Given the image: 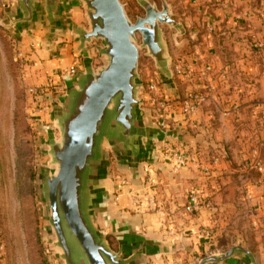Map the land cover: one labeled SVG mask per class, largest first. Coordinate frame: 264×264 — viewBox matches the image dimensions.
<instances>
[{
    "label": "rangeland",
    "instance_id": "rangeland-1",
    "mask_svg": "<svg viewBox=\"0 0 264 264\" xmlns=\"http://www.w3.org/2000/svg\"><path fill=\"white\" fill-rule=\"evenodd\" d=\"M77 1L86 21L82 25L86 26L85 12ZM119 1L132 22L144 16L138 0ZM147 1L161 7V0ZM165 1L173 19L185 30L175 41V29L161 26L172 81L161 79L153 59L145 49H139L137 73L142 87L138 98L154 122L152 114L158 104L151 108L145 105L143 89L151 80L157 82L159 91L167 96L165 108L173 115L166 129L154 123L162 131H174V135L157 147L154 160L141 165L136 181L119 172L128 183L118 191L119 201L113 198V203H121V195L129 192L136 205L145 204L147 212L159 215L166 241L179 249L171 264H198L202 258L236 245L250 251L257 264H264V54L259 51L256 70H252L258 81L214 84L199 80L201 64L188 61L192 42L201 45L207 32L219 52L222 34L215 28L224 19L216 9L223 4L235 7L240 0ZM242 1L245 7L228 26H239L242 19L244 28L256 18L263 30H257L259 35L253 37L263 49L264 0ZM14 5L15 0H0V264H61L53 248L55 237L42 194L45 175L55 173L48 137L58 140L60 135L50 118L45 124L30 122L27 89L37 86L28 80L32 60L27 47L32 48L26 40L32 32H17L9 26L17 16ZM41 27L45 23L39 22L32 30ZM239 31L230 33L237 36ZM251 38L248 33L242 40ZM100 44L93 40L88 46L96 67L102 65L96 52ZM140 44L136 34V45ZM213 70L209 71L211 80ZM242 70L243 78H249L247 64ZM215 74L220 78L218 71ZM195 95L205 100L192 115L183 116L179 105ZM166 150H177L186 163L171 165ZM139 194L144 198L139 199ZM191 194L198 196L200 207L198 212L186 214L184 206Z\"/></svg>",
    "mask_w": 264,
    "mask_h": 264
},
{
    "label": "water",
    "instance_id": "water-1",
    "mask_svg": "<svg viewBox=\"0 0 264 264\" xmlns=\"http://www.w3.org/2000/svg\"><path fill=\"white\" fill-rule=\"evenodd\" d=\"M72 1L15 0L17 16L9 25L28 34L39 22L45 23L46 44L55 41L58 32L69 31L82 56V69L66 75L64 94L50 101V120L60 137H48L55 173L45 175L42 194L55 237L53 248L61 264H146L144 256H152L158 248L123 228L113 213L110 161L136 181L141 165L154 160L157 147L174 135L162 131L141 108L138 53L145 49L160 78L172 81L161 26L175 29V41L185 30L165 0L160 8L138 0L144 16L133 22L119 0H79L88 27L64 20ZM93 40L101 43L96 52L102 65L97 67L88 48ZM109 230L117 231V250L110 246ZM198 264L257 263L250 251L236 245Z\"/></svg>",
    "mask_w": 264,
    "mask_h": 264
},
{
    "label": "crops",
    "instance_id": "crops-1",
    "mask_svg": "<svg viewBox=\"0 0 264 264\" xmlns=\"http://www.w3.org/2000/svg\"><path fill=\"white\" fill-rule=\"evenodd\" d=\"M77 2V0H74L70 3L69 8L65 11L64 20H69V22L75 26H81L86 23V21L85 18L82 17L80 5ZM242 4L243 1L240 0L235 7L233 6L230 8V6L227 7V5L223 4L221 5L222 8L216 9V13L224 19L221 20L222 23L218 28H215L216 30H220V34H222L220 43L217 45L218 50H220L219 52L215 50L216 45L214 47L212 44V41L215 39L207 32L202 36L205 45H203V43L199 45L192 42V46L189 48L190 56L188 57V61H190L192 65L193 63L196 65L201 64L210 67V69H215L211 71L212 80H210L211 82L209 83H241L243 79L252 82L258 81L256 74H252V70H256V58L258 57L259 51L264 54V48L259 50L256 47L254 42L257 39L253 36L255 35L257 37L259 35L257 30H263L262 27H259L256 18L251 19L244 28L243 24L245 20L242 19L239 22V26H228L229 23L237 21L235 20L238 19L237 15L240 14V11L245 7ZM230 30L241 31L237 32L238 35L236 36L235 34L231 35ZM31 32V38L26 40L32 48L30 49L27 47L30 53L29 58L32 60L31 66L29 67L30 76L28 80L30 83L36 85L54 84L63 88L61 93H56L52 89L49 90L47 100L50 106L51 100L64 94V77L66 75L73 76L75 74L68 72L69 68L74 66L76 70L82 69V56L80 52L76 50L77 43L74 42V36L71 35L69 31L58 32V38L48 44L45 43V37L47 35L45 27L37 28ZM248 33L252 38L249 41H243V35H247ZM216 40L219 41V39ZM244 64H247L248 70H250V74H248L249 78H243L242 67ZM217 71L220 73V78L218 79L215 74ZM50 110L51 108L49 107L48 118H50ZM48 118L43 124L48 122ZM168 162L176 167L182 166L175 164L173 159H170ZM119 175L120 173L111 160L109 177L110 183L113 185V194L117 192L116 186ZM130 194L129 192L123 193L121 195V203L118 205L113 203V213L121 220V226L123 228H126L127 231L133 234H141L146 237L152 245L158 248V250L155 251L156 253L153 252L152 256H144L146 264H171L174 253L179 249L177 246H172V244L166 241L168 238L165 239L166 236L164 233L166 234V232L162 229L159 215L147 212L145 204L136 205ZM138 198L141 199L144 198V196L139 194ZM116 232V230L108 231V241L110 243V239L113 240L110 246L114 250H117L118 247Z\"/></svg>",
    "mask_w": 264,
    "mask_h": 264
},
{
    "label": "built area",
    "instance_id": "built-area-1",
    "mask_svg": "<svg viewBox=\"0 0 264 264\" xmlns=\"http://www.w3.org/2000/svg\"><path fill=\"white\" fill-rule=\"evenodd\" d=\"M211 31V30H209ZM256 47L258 49H262V44H257V40L255 41ZM179 66H175L176 72L175 75H178L180 73ZM201 70L199 71V80H205V81H210L211 77L209 78V71L211 70L210 67L201 65ZM75 67L72 66L69 68L68 72L71 74L75 73ZM52 89L56 93H61L63 91V88L61 86H57L54 84L50 85H37V86H32L27 89V94H28V99L30 103V122L32 124H38L40 122H45L48 118L49 115V103L47 100V94L49 90ZM144 93V101L145 105H148L150 108L151 106L158 104L156 106L155 111L152 114V119L154 120L155 123L158 124V126L162 129H166L168 127L167 120L172 119L173 111L167 110L166 107V102H167V96H164L158 89V84L156 81L151 80L146 84L145 90L143 89ZM205 98H199L197 95L193 96V98H189L185 100L181 106L179 105V112L183 116H190L192 115L195 110L197 105L204 101ZM177 104L171 105V106H176ZM177 150H174V152H170V150H166L165 154L167 157H171L175 164L178 165H184L187 161L186 158L181 157ZM170 152V153H169ZM127 180L125 177H121L119 175L117 179V187L118 190L115 194H113V198L115 202L119 201L120 193L118 191H121L120 188L125 187L127 185ZM200 207V202L198 201V196L195 194H191L188 198V201L186 205L184 206V212L186 214H192L195 212L199 211Z\"/></svg>",
    "mask_w": 264,
    "mask_h": 264
},
{
    "label": "trees",
    "instance_id": "trees-1",
    "mask_svg": "<svg viewBox=\"0 0 264 264\" xmlns=\"http://www.w3.org/2000/svg\"><path fill=\"white\" fill-rule=\"evenodd\" d=\"M111 242L113 243V240H112V239H110V243H111Z\"/></svg>",
    "mask_w": 264,
    "mask_h": 264
}]
</instances>
